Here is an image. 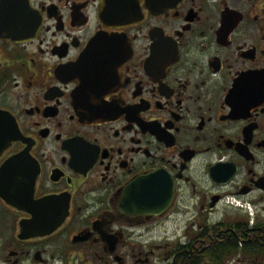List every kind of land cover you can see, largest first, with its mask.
<instances>
[{"label":"flooded vegetation","instance_id":"flooded-vegetation-1","mask_svg":"<svg viewBox=\"0 0 264 264\" xmlns=\"http://www.w3.org/2000/svg\"><path fill=\"white\" fill-rule=\"evenodd\" d=\"M0 264H264V0H0Z\"/></svg>","mask_w":264,"mask_h":264},{"label":"water","instance_id":"water-1","mask_svg":"<svg viewBox=\"0 0 264 264\" xmlns=\"http://www.w3.org/2000/svg\"><path fill=\"white\" fill-rule=\"evenodd\" d=\"M84 67H85V63H83V59L81 60L80 64L79 65H76L74 67V69L72 70V72H82L83 73V70H84ZM86 75V73H85ZM85 75L82 77L83 80L81 81V84L80 85V88L78 89L77 93H76V97H75V104L78 105L79 107H81L83 110L86 111L87 115L89 116V114H92L94 111H95V108L98 107L100 104H93L91 101L90 102H87V95L85 94L86 93V90H87V84H86V79H85ZM79 83V82H77ZM98 117H88L89 120H95V119H100L101 117L99 116H102L100 114H94ZM164 208H161V207H158L157 209L156 208H153V211L151 213H154V214H159L163 211ZM129 213H135V214H141V213H146L145 210L143 211H139L138 209H131V212L129 210H127ZM65 218H59L56 220V227H54L52 230H56L58 226H60L62 224V221L64 220ZM23 226V232L31 229L32 231H35V223H25V224H22Z\"/></svg>","mask_w":264,"mask_h":264},{"label":"rangeland","instance_id":"rangeland-1","mask_svg":"<svg viewBox=\"0 0 264 264\" xmlns=\"http://www.w3.org/2000/svg\"><path fill=\"white\" fill-rule=\"evenodd\" d=\"M233 212H237L236 210H233Z\"/></svg>","mask_w":264,"mask_h":264}]
</instances>
